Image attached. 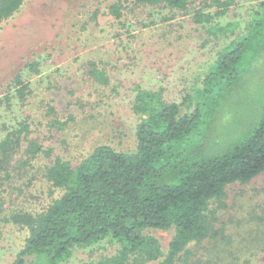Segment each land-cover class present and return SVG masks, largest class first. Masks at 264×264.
Instances as JSON below:
<instances>
[{
    "label": "trees",
    "instance_id": "1",
    "mask_svg": "<svg viewBox=\"0 0 264 264\" xmlns=\"http://www.w3.org/2000/svg\"><path fill=\"white\" fill-rule=\"evenodd\" d=\"M23 2L0 0V26ZM127 4L190 10L209 33H232L231 22H216L232 0H118L110 6L114 19ZM258 6L243 34L221 48L180 102L136 89L133 149L98 144L72 166L29 137L24 122L2 125L0 187L22 178L42 155L50 161L45 179L62 191L41 212L8 215L6 221L27 231L11 264H60L74 246L105 238L117 241L118 249L90 264H250L236 261L241 248L224 226H216L209 206L223 208L228 185L264 174V0ZM12 80L23 97L27 84L18 74ZM148 228H174L165 252L156 237L143 233Z\"/></svg>",
    "mask_w": 264,
    "mask_h": 264
},
{
    "label": "rangeland",
    "instance_id": "2",
    "mask_svg": "<svg viewBox=\"0 0 264 264\" xmlns=\"http://www.w3.org/2000/svg\"><path fill=\"white\" fill-rule=\"evenodd\" d=\"M117 1L24 0L2 22L0 128L24 122L29 137L52 149L51 157L60 156L72 166L98 144L133 149L138 117L131 103L136 89L158 91L165 100L180 102L221 48L243 34L263 0H232L216 20L221 25L231 22L232 33L216 34L195 23L190 10L127 4L116 20L110 6ZM195 5L198 1L189 9ZM16 74L27 84L23 97L12 80ZM51 119L66 124L58 128ZM49 162L40 155L22 178L0 187V264H11L27 237L25 228L6 221L8 215L41 212L62 192L43 175ZM225 193L223 208L217 202L209 206L216 226H224L241 248L236 261L264 264V174L246 184L228 185ZM143 233L156 237L165 252L174 228ZM118 247L109 238L74 246L60 264H90L114 255Z\"/></svg>",
    "mask_w": 264,
    "mask_h": 264
}]
</instances>
